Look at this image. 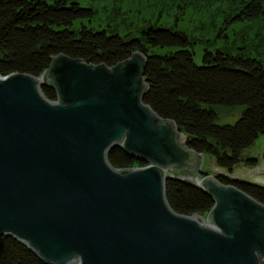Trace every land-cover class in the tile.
I'll return each instance as SVG.
<instances>
[{"label":"water","instance_id":"1","mask_svg":"<svg viewBox=\"0 0 264 264\" xmlns=\"http://www.w3.org/2000/svg\"><path fill=\"white\" fill-rule=\"evenodd\" d=\"M2 42H0V47ZM150 57L110 65L58 54L39 75L4 74L0 52V234L46 264H264V204L228 179L264 186V137L224 168L145 102ZM42 86L55 90L48 99ZM120 146L144 166H113ZM208 192L205 215L173 210L166 179Z\"/></svg>","mask_w":264,"mask_h":264},{"label":"trees","instance_id":"2","mask_svg":"<svg viewBox=\"0 0 264 264\" xmlns=\"http://www.w3.org/2000/svg\"><path fill=\"white\" fill-rule=\"evenodd\" d=\"M235 1L229 21H264V0ZM92 15L91 8L73 0H0L4 74L39 76L58 54L113 65L135 51L145 52L151 59L145 76L153 84L145 102L164 118L178 121L180 130L190 137V146L204 157H214L221 167L256 164L255 158L242 153L264 136V59L227 48H206L196 63L193 40L185 31L152 24L136 36L86 25L73 28L76 19ZM41 90L48 99H56L53 88L42 86ZM236 106L242 110L233 123L217 122L218 108ZM107 158L117 168L146 164L120 146L112 148ZM216 178L264 204V186L223 175ZM165 196L174 211L185 215L207 214L214 204L208 192L171 178L166 179ZM0 264L46 263L13 236L0 234Z\"/></svg>","mask_w":264,"mask_h":264},{"label":"rangeland","instance_id":"3","mask_svg":"<svg viewBox=\"0 0 264 264\" xmlns=\"http://www.w3.org/2000/svg\"><path fill=\"white\" fill-rule=\"evenodd\" d=\"M73 1L93 10L90 18L84 17L74 21L75 29L86 25L96 30L106 29L108 32H117L123 36H136L141 28L152 24L185 31L193 40L196 63L201 62L203 50L206 48L210 50L227 48L233 53L240 52L247 56L264 59V21L261 19L229 21L235 12L233 7L235 0ZM155 50L166 51V49ZM241 110L239 106L233 109L218 108L217 122L233 123L240 116ZM262 137L264 136L260 135L256 141ZM205 157L200 176L215 175L212 170L204 169ZM255 159L257 162V158ZM205 215L202 214V216Z\"/></svg>","mask_w":264,"mask_h":264}]
</instances>
